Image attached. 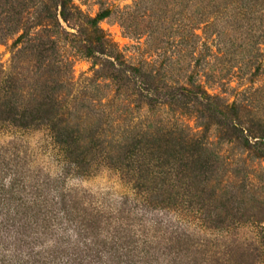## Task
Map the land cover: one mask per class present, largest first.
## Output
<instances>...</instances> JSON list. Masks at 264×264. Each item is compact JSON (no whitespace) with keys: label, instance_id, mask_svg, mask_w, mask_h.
<instances>
[{"label":"rangeland","instance_id":"374dc122","mask_svg":"<svg viewBox=\"0 0 264 264\" xmlns=\"http://www.w3.org/2000/svg\"><path fill=\"white\" fill-rule=\"evenodd\" d=\"M19 1L0 0V28H15ZM73 2L84 16L98 17L110 40L107 52L124 57V72L117 79L110 56H89L75 25L64 23L67 32L52 29L56 59L36 49L37 42L48 39L42 26L33 30L37 42L20 41L22 31L0 42V90L12 89L19 110L38 107L59 92L61 117L81 141L78 152L91 163H84L82 174L68 173L67 184L91 197L118 200L133 186L115 168L125 150L118 139L125 145L142 139L145 161L152 165L160 163L157 157L163 153L199 151L183 147L188 138H196L210 160L201 176L208 178L204 198L212 215L244 221L211 248L226 252L230 264H262L264 141L250 147L233 124L241 122L264 135V0ZM129 65L142 70L149 89L143 96L136 88L141 78L131 76ZM191 79L218 96L217 106L165 97ZM234 101L236 106L227 107ZM61 156L48 129H19L0 121V167L16 169L18 164L44 177L63 170ZM150 211L149 217L159 214Z\"/></svg>","mask_w":264,"mask_h":264},{"label":"trees","instance_id":"16d2710c","mask_svg":"<svg viewBox=\"0 0 264 264\" xmlns=\"http://www.w3.org/2000/svg\"><path fill=\"white\" fill-rule=\"evenodd\" d=\"M19 5L15 28H0V42L20 31V41L37 42L38 34L33 30L42 26L48 39L37 42L36 49L46 58L56 59L58 41L52 29L67 32L64 23L75 25L89 56H110L111 63L118 66L114 79L124 72L122 54L107 52L110 40L99 26L98 17L84 16L73 0H20ZM46 43L50 48L45 47ZM51 50L53 53H49ZM128 70L133 78H141L136 83L140 96L149 92L141 68L129 65ZM175 88L165 97L217 106L214 100L218 96L196 80ZM57 93L38 107L21 111L12 89L0 90V121L19 129H48L61 150L63 163L60 173L49 172L44 177L40 170H23L18 164L16 169L0 167V264L231 263L226 252L213 251L210 244L219 242L218 237L226 239L229 229L244 221L212 215L207 206L204 193L208 178L201 174L210 169V160L202 141L188 138L184 142L183 147L196 146L197 152L158 155L160 163L152 164L155 168L145 161L142 139L136 137L126 145L125 140L118 139L125 150L115 168L122 178L128 177L132 190L122 192L118 200L91 197V193L67 184L68 173L82 174L84 163H91L78 152L81 141L61 117ZM236 105L234 101L227 107ZM233 127L245 134L250 147L264 141V135H256L241 122H234ZM153 208L159 214L149 217ZM261 261L264 264V257Z\"/></svg>","mask_w":264,"mask_h":264}]
</instances>
